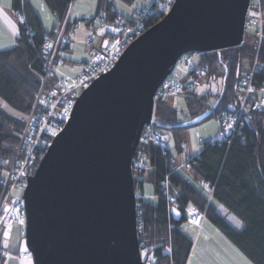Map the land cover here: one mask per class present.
<instances>
[{
    "label": "water",
    "instance_id": "95a60500",
    "mask_svg": "<svg viewBox=\"0 0 264 264\" xmlns=\"http://www.w3.org/2000/svg\"><path fill=\"white\" fill-rule=\"evenodd\" d=\"M249 2L174 0L79 92L33 172L24 174L23 237L34 264H144L132 157L152 124L155 94L182 55L216 51L219 59L221 49L241 45ZM219 61L221 95L228 71ZM170 214L180 219L175 206Z\"/></svg>",
    "mask_w": 264,
    "mask_h": 264
},
{
    "label": "trees",
    "instance_id": "16d2710c",
    "mask_svg": "<svg viewBox=\"0 0 264 264\" xmlns=\"http://www.w3.org/2000/svg\"><path fill=\"white\" fill-rule=\"evenodd\" d=\"M73 1L45 0L55 17L52 27L46 29L29 0H12L17 36L11 48L0 49V97L21 116L5 112L0 106V180L1 169L13 157L24 128L22 117L31 109L41 82L44 55L40 46L54 34L56 27L66 21ZM113 1L96 0L94 13L102 10L109 19L116 16L120 12H117ZM121 1L126 4L134 2ZM260 2L264 10V0ZM21 13L25 17L24 22L18 17ZM160 18L161 16L154 17L147 27ZM79 20L84 18L66 21V28L72 27ZM252 36L253 34L246 33L241 45L219 51V59L228 71L221 95L224 70L217 52L201 54L198 64L205 67L206 74L209 73L214 81L221 78L220 89L217 92L208 90L202 94L195 93L188 87L180 90L184 92L188 117L180 118L179 109L166 100L168 95H155L152 124L173 133L174 146L178 151L181 142L180 123L209 109V117L219 120L223 111L234 108L243 59L247 58L250 63L257 57L258 67L252 78L253 84L258 88L264 81V38L257 49ZM49 80L54 82L55 78ZM239 123L237 131L229 138L203 141L199 151L186 158L182 169L174 163L168 146L161 148L152 142L140 144L137 154L145 155L147 167L141 172L133 169V179L136 184V231L144 264L188 263L193 240L182 228V224L188 222L185 210L189 206L204 211L205 217L253 264H264V112L249 110ZM33 169L34 167L30 172ZM145 181L153 184L157 195L155 203L145 200L142 195ZM165 188L173 194L174 206L181 212L178 220H174L170 214L172 204L165 198ZM217 205L223 206L228 213L238 218L242 227L232 226L217 212ZM2 228L0 225V264L6 258L1 255V250L5 249L2 246ZM145 249L147 255L144 254Z\"/></svg>",
    "mask_w": 264,
    "mask_h": 264
},
{
    "label": "built area",
    "instance_id": "2783aa9c",
    "mask_svg": "<svg viewBox=\"0 0 264 264\" xmlns=\"http://www.w3.org/2000/svg\"><path fill=\"white\" fill-rule=\"evenodd\" d=\"M146 5L133 10L132 16L126 17L117 14L112 18H107L104 11H99L93 18V23L99 21L97 34L100 41L91 48V59L83 65L79 74L70 75L59 72V66L63 63V53L68 50L73 28H66V21L54 29V34L44 40L41 52L44 55L41 82L34 96L33 104L29 113L22 117L24 128L20 133L19 142L15 148L13 157L8 164L1 169L2 194L0 195V225L6 227L10 221L17 225L25 224V207L23 200L13 197V190L23 186L24 174L29 173L44 152L50 142L54 132H57L69 117L70 108L79 92L98 75L108 71L117 60L119 53L132 42L142 31L147 28V24L154 17L162 16L170 8L173 0H145ZM260 0H250V4L245 17V30L248 34H253L257 49L264 38V10ZM21 13L18 17L25 21ZM103 29V32H101ZM88 42H92V37H87ZM45 45H51L46 47ZM187 67L189 80H176L173 76H168L156 94H171L179 92L186 87H195L201 84L202 77L206 74L203 65L192 61L188 54L183 55ZM257 57L249 63L247 67L240 68V76L237 84V94L235 106L230 111H223L219 116L220 131L219 139H227L238 129L239 120L249 110L264 112V81L257 88L253 84V77L257 71ZM55 78L50 82V78ZM48 81V84H45ZM252 89L249 91L248 89ZM231 123L233 127L227 128ZM223 132V135H221ZM152 142L165 148L166 140L164 136L154 130H144L140 136V144ZM137 148V151H138ZM134 155L132 164L137 172L145 170V155L138 153ZM165 198L169 203L175 205V198L167 188L164 189ZM7 208L8 211L4 209ZM191 213V214H189ZM187 221L200 228L205 212L194 206H189L185 210ZM24 223L21 224L20 221ZM198 221L194 223L193 221ZM2 256H7L6 249L1 250ZM21 258H30V252L22 251Z\"/></svg>",
    "mask_w": 264,
    "mask_h": 264
},
{
    "label": "rangeland",
    "instance_id": "374dc122",
    "mask_svg": "<svg viewBox=\"0 0 264 264\" xmlns=\"http://www.w3.org/2000/svg\"><path fill=\"white\" fill-rule=\"evenodd\" d=\"M32 4L31 6L38 12V15L41 17L43 26L46 29H50L55 21L54 15L51 13L50 9L48 8L45 0H29ZM96 2V0H95ZM114 5L117 12L123 13V15L130 17L132 16L133 10L139 7H143L146 5L145 0H134L132 4H126L121 0H114ZM1 5L4 8H8L12 11V0H2ZM96 10V3L95 7H93V0H74L69 7V18L70 20L84 18V20H79L75 23V27L73 28L72 41H71V49L77 54L78 57H82L87 59L88 54L87 50L90 48L91 43L87 42L88 35L92 36L93 45L99 43L100 37L96 33V29L98 27L97 22L91 23V26L86 25L85 22L89 21L95 15ZM79 13V15H76ZM14 14V13H13ZM13 19H15V15H12ZM264 26V25H263ZM10 25L7 22L0 20V45H9L12 44V41L15 40L16 36L15 33L11 31L9 28ZM69 29V28H67ZM248 32V30H246ZM264 33V30H263ZM264 36V35H263ZM247 38L245 37V41ZM14 45V44H13ZM5 49V48H0ZM9 49V48H8ZM191 57L192 61L198 63L202 57L201 53H188ZM249 64L247 58L242 60L241 67H246ZM64 68L66 67L63 66ZM79 69V70H78ZM81 67L79 66H69L65 68V71L69 74H76L80 72ZM66 73V74H67ZM172 76L176 80H189V75L187 71V67L185 65V60L183 57L177 60V63L173 69ZM220 79L218 78L217 81H214L213 77L207 73L204 77H202L201 84L199 86H195L191 88V90L195 93L202 94L208 90L210 91H219L220 89ZM201 89H203L201 91ZM215 89V90H213ZM168 103L176 106L179 109L180 118L188 117L187 112V105L184 97V92L177 91L171 94H168L166 97ZM34 102V101H33ZM0 106L14 116L20 117L21 114L17 112L15 109L10 107L1 97H0ZM29 113V112H28ZM25 116V115H24ZM188 120V119H186ZM220 129V121L211 116L200 123L194 124L192 126L181 127V142H180V149L179 151L174 146V137L173 133L168 129L161 128L160 126H155L150 124L149 126L145 127V130H154L156 132L161 133L165 140L166 146H168L171 156L174 160V163L179 169H182V165L187 157L194 156L199 149L201 148L202 142L205 140L214 139L217 136V132ZM218 138V137H217ZM199 145V149L194 151L193 145ZM139 190V189H137ZM23 189L21 187H17L13 190L12 196L19 197L22 194ZM142 192L144 195V199L155 203L157 201V195L154 192L153 184L145 181L143 183ZM224 212V211H223ZM232 215V214H231ZM227 219V218H226ZM229 219V218H228ZM229 221V220H227ZM13 222V221H12ZM8 223L11 225L12 223ZM17 224V223H16ZM3 226V225H2ZM6 225L2 228V234L4 232L9 233V241L10 247L14 250H20L21 244L24 243L23 234H19V232L14 228L10 229ZM16 226V225H13ZM182 228L188 233L193 240V246L189 255L188 263L187 264H243L245 259L249 260L233 243L219 230L215 227V225L206 217L203 218L201 223V227L197 228L190 222H184L182 224ZM4 238V237H3ZM3 246V244H2ZM4 247V246H3ZM6 248V247H5ZM13 255H9L7 260L10 259ZM11 263V262H10ZM12 264H18L14 262ZM253 264V263H252Z\"/></svg>",
    "mask_w": 264,
    "mask_h": 264
},
{
    "label": "crops",
    "instance_id": "0c3cea01",
    "mask_svg": "<svg viewBox=\"0 0 264 264\" xmlns=\"http://www.w3.org/2000/svg\"><path fill=\"white\" fill-rule=\"evenodd\" d=\"M1 1L2 0H0V20L7 22V24L10 25L9 28L11 29V31L13 33H15V36H17V21H16V18L13 19V17H12V15H14L13 10L11 11L8 8L7 9L4 8L1 5ZM7 2H8V0H7ZM85 24L88 26L89 25L91 26V22L88 23V21H87V22H85ZM91 44L93 45V42ZM91 48H92V46H90V48L87 50V54L89 56L87 59H85L82 57H78L77 54L74 53V51L71 49V43H70L69 49L63 53V56H62L63 57V63L59 66V72L62 74L67 73L65 71V68L69 67V66H71V67L79 66V67H81L80 70H82L83 65L86 64L91 59V56H92ZM77 62H79V63L77 64ZM65 65H66V67L64 68L63 66H65ZM80 72H78L76 74H79ZM67 74H69V73H67ZM76 74H70V75H76ZM217 136H218V134H217ZM217 136L215 138H217ZM142 195H143V192H142ZM217 206H218L217 212L220 215H222L223 217H225V219L227 218L226 220H229L228 222L232 226H234L235 228H241L242 227V226H240V227L236 226L237 222H239L240 225H242L238 218H236L235 216H232L230 213H228L227 210L223 206H221V205H217ZM13 225H16V226H13ZM14 228L19 232V234H23V227L21 225H17L15 222H12L10 229H14ZM2 236L4 237V238L2 237L3 238V241H2L3 246L6 247V249L11 252L10 255H13V256H10L11 258L8 260L6 259V258H8V256L6 258H4L5 261L3 264H12L14 262H17L18 264H27V261L29 258H21L20 255H17V253L20 252V250L18 251V250H14V249L9 248L10 247L9 235L4 236V233H3ZM19 243H20L19 248L21 246V249H23L25 247V242L21 244V241H20Z\"/></svg>",
    "mask_w": 264,
    "mask_h": 264
},
{
    "label": "snow or ice",
    "instance_id": "6c2138e0",
    "mask_svg": "<svg viewBox=\"0 0 264 264\" xmlns=\"http://www.w3.org/2000/svg\"><path fill=\"white\" fill-rule=\"evenodd\" d=\"M93 7H95V0H93ZM76 15H79V13H76ZM97 24H99V21H97ZM101 32H103V29H101ZM13 44H15V40L12 41V44H9V45H0V48H11ZM45 46H46V47H51V45H45ZM202 90H203V89H201V91H202ZM213 90H215V89H213ZM248 90H249V91H252L251 88L248 89ZM261 92L264 93V89H261ZM249 118H250V117H249ZM226 127L229 128V129H231V128L233 127V125H232L231 123H228V124L226 125ZM55 134H56V133L54 132L53 135H55ZM221 135H223V132H221ZM199 147H200L199 145L194 144V145H193V150L196 151V150L199 149ZM205 187H206V186H205ZM4 210H5V211H8L7 208H5ZM179 214H180V213L177 212V215H179ZM189 214H191V213H189ZM193 222H194V223H198V221H195V220H194ZM20 223L23 224L24 221L21 220ZM236 226H237V227H240L241 225H240L239 222H237V225H236ZM9 227H11L10 224H9ZM8 235H9V233H8L7 231L4 232V236H8ZM24 251L27 252V248H24ZM144 254L147 255V249L144 250ZM27 264H32V261H31L30 258L28 259ZM190 264H191V262H190ZM234 264H236V262H234ZM243 264H252V262H251L250 260L245 259V260L243 261Z\"/></svg>",
    "mask_w": 264,
    "mask_h": 264
},
{
    "label": "bare ground",
    "instance_id": "6f19581e",
    "mask_svg": "<svg viewBox=\"0 0 264 264\" xmlns=\"http://www.w3.org/2000/svg\"><path fill=\"white\" fill-rule=\"evenodd\" d=\"M248 65H249V64H248ZM248 65H247V66H248ZM247 66H246V67H247ZM28 174H29V173H28ZM21 188L23 189V188H24V186H22ZM20 198L22 199V197H21V194H20Z\"/></svg>",
    "mask_w": 264,
    "mask_h": 264
}]
</instances>
